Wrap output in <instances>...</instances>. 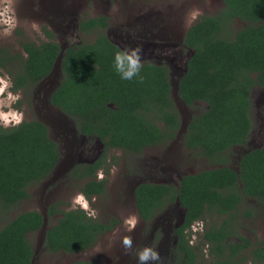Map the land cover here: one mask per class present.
Instances as JSON below:
<instances>
[{
	"label": "trees",
	"instance_id": "obj_1",
	"mask_svg": "<svg viewBox=\"0 0 264 264\" xmlns=\"http://www.w3.org/2000/svg\"><path fill=\"white\" fill-rule=\"evenodd\" d=\"M223 2L221 12L203 17L187 33L185 44L194 54L179 83V97L188 107L206 105L189 122L184 146L219 167L185 176L180 187L145 183L135 192L137 207L146 220L178 201L186 210L183 226L177 230L183 250L181 264H196L199 257L185 241L184 229L207 217L211 223L205 241L213 254L208 264L264 262V244H254L242 235L234 214L248 199L264 205V146L248 150L238 170L229 165L231 151L246 147L250 139L253 91L264 88V0ZM236 19L246 27L235 31ZM107 26L105 18L83 22V31L102 30L97 41L64 52L56 43L38 45L27 40L21 43L26 57L1 50L0 65L10 67L13 91L30 94L53 73L63 55V78L50 102L76 121L81 134L98 137L106 150L132 153L174 142L183 120L173 98L170 71L143 64L142 83L121 80L112 66L120 48L104 34ZM61 158L59 145L42 121H23L7 128L0 125V206L9 210L29 199L28 188L47 180ZM105 163L75 169L79 178L88 180L82 190L88 200L106 194L107 180L93 178ZM61 205L52 204L47 211L48 219L60 216L45 235L49 253L85 252L119 224L116 219L101 222L81 208L64 211ZM219 217H224L222 222ZM45 222L43 214L32 211L0 229V264H33L35 250L28 236L41 231Z\"/></svg>",
	"mask_w": 264,
	"mask_h": 264
},
{
	"label": "rangeland",
	"instance_id": "obj_2",
	"mask_svg": "<svg viewBox=\"0 0 264 264\" xmlns=\"http://www.w3.org/2000/svg\"><path fill=\"white\" fill-rule=\"evenodd\" d=\"M222 7L220 0H0V13H7L16 22L8 34L4 32L6 26L0 25V51L7 50L10 55H24L21 43L27 39L38 43L45 40L42 32L44 27L54 32L63 51L69 46L93 42L97 36L81 34L80 21L104 15L110 17L111 27L108 33L115 43L123 49L140 46L143 63L151 62L169 67L173 98L183 120L182 129L171 144L152 147L139 154L110 151L108 157L112 159V166L110 174L106 175V194L102 198L87 199V213L104 223L117 218L121 224L115 231L104 235L94 248L82 253H49L44 247L45 235L60 216L48 219V208L55 203H62L60 209L64 211L81 208L73 206L72 201L82 192L85 183L78 182L69 174L76 165L97 159L102 153L103 144L97 139L85 141L77 133L75 121L50 102L63 78V56L59 57L53 73L27 96L23 91H13L10 67L0 65V78L11 81L12 86L8 91L20 97L11 107L23 114V121L40 120L46 124L62 155L60 164L47 180L28 188L29 199L19 202L9 210L0 206V229L23 213L38 211L44 215V228L28 236L35 250L33 264H138L136 253L139 250L151 247L159 251L152 240L150 241L151 233L157 226H167L169 220L173 219L175 223L180 219L179 210L176 212V209L181 208V205L177 202L152 222L146 223L138 216L134 192L137 186L146 182L180 187V182L185 176L219 167L207 159L198 157L195 151L184 146L183 136L189 122L196 113L206 108V105L199 103L193 108L188 107L179 97V83L191 58V51L183 45L187 30L196 24L200 17L213 15ZM193 11L199 13L195 19L190 15ZM245 27L243 22L235 23L236 31ZM167 42L173 45L161 46ZM3 111L8 109L4 108ZM251 118L253 129L247 146L236 147L229 154V165L235 170H238L240 160L248 150L264 146V88H256L253 91ZM252 209H257L256 204L246 202L237 213L240 233L255 244H264V212L258 210L257 213L255 210L256 215L252 220L241 219L246 211ZM132 215L137 218L135 230H129L124 223ZM205 221L210 222L208 217ZM201 233V228L196 225L192 233L196 243L200 242ZM125 237L131 238V249L124 247ZM166 247V242L160 247L162 253H158L163 261L160 260L159 264H174L172 252L167 251ZM206 262L202 261L201 264Z\"/></svg>",
	"mask_w": 264,
	"mask_h": 264
},
{
	"label": "flooded vegetation",
	"instance_id": "obj_3",
	"mask_svg": "<svg viewBox=\"0 0 264 264\" xmlns=\"http://www.w3.org/2000/svg\"><path fill=\"white\" fill-rule=\"evenodd\" d=\"M221 2H222V4H223V7H222V9L221 10H219L218 12H216L215 14H213V15H216L217 13H219V12H221L224 8H225V4H224V2H223V0H220ZM213 15H205V16H213ZM205 16H202V17H200L199 18V20L196 22V24H194L192 27H194L195 25H197L200 21H201V19L203 18V17H205ZM100 18H105L106 20H107V23H108V26L103 30V32H104V34L107 36V38L113 43V44H115L116 46H118L120 49H123L119 44H117V43H115L111 38H110V36H109V33H108V30H109V28L111 27V18L110 17H108V16H100V17H95V18H88V19H85V20H83V21H80V25H79V31L81 32V34H84V35H86V36H91V35H94L95 37H96V39L93 41V42H88V43H84V44H94L96 41H97V39H98V36H99V32H101L102 30L101 29H96V28H93V29H89L88 31H83L82 29H81V24L83 23V22H85V21H89V20H92V19H100ZM243 22V21H241V20H239V19H236L235 20V22H234V24H233V28H234V30H235V23L236 22ZM244 23V22H243ZM192 27H190L188 30H187V32H186V34H185V36H184V38H183V45H184V47L186 48V49H188V50H190L191 51V56H193V54H194V50L193 49H191L189 46H187L186 44H185V39H186V36H187V33L189 32V30L192 28ZM236 31V30H235ZM43 34H44V37H45V40H42L41 42H34V41H32V40H28L27 39V41H29V42H32V43H36V44H38V45H41V43H50V42H52V43H56V44H58V45H60L57 41H56V37H55V34H54V32H52L51 30H49V28L48 27H44L43 28ZM161 33V32H160ZM52 35V36H51ZM81 45H83V43H81V44H78V45H73V46H69L68 47V49L69 48H72V47H78V46H81ZM173 44H170L169 42H167L165 45H161V46H163V47H171ZM61 46V45H60ZM61 49H62V51H63V48L61 47ZM67 50V49H66ZM64 52V51H63ZM23 54L24 55H26L25 54V52H23ZM64 54V53H63ZM63 56V55H62ZM143 64H154V63H151V62H144ZM154 65H157V66H163V67H166L168 70H169V67L168 66H166V65H161V64H154ZM170 71V70H169ZM186 71H187V66H186ZM186 73V72H185ZM58 109V108H57ZM66 115V114H65ZM69 117V116H68ZM74 120V119H73ZM75 121V120H74ZM75 123H76V121H75ZM76 128H77V123H76ZM77 133L80 135V137H82L85 141H89L90 139H97L99 142H101L102 144H103V150H102V153L100 154V156L97 158V159H95L93 162H89V163H80V164H78V165H76L72 170H71V172H70V174H69V176L71 177V178H73V179H75V180H77L78 182H82V183H87V179H81V178H79L78 177V175H77V173L75 172V169H79L80 171H82V169H83V167H87V166H89V165H100L101 164V162L102 161H104V162H106L104 165H103V167H101V168H99L97 171H96V173H95V176L93 177L94 179H96L97 181H103V180H106V175H109L110 174V170H111V166H112V159H110L108 156H109V153H110V151L111 150H119V151H126V150H124V149H114V148H109V149H105V145H104V143L98 138V137H93V136H90V137H88V136H86V135H84V134H81L80 132H79V130H78V128H77ZM171 144V143H170ZM159 146H164V145H159ZM157 147V146H156ZM149 148H152V147H147V148H145L144 150H146V149H149ZM262 148V147H261ZM143 150V151H144ZM127 152V151H126ZM139 154V153H138ZM60 164V163H59ZM103 174V178L101 179L100 178V174ZM146 183H148V182H146ZM107 184H108V181H107ZM107 184H106V190H107ZM142 184H145V183H142ZM155 185H167V184H155ZM169 186H171V185H169ZM138 187V186H137ZM137 187H136V189H137ZM136 189H135V192H136ZM135 192H134V202H135V205H136V209H137V213H138V216H139V218L142 220V221H144V222H146V223H150V222H152L156 217H158L162 212H164V211H166L169 207H171L172 205H175V204H169V205H167V207L166 208H164L163 210H161V211H157L156 212V214L154 215V216H152L151 217V219H149V220H146V219H144V218H142L141 217V214H140V212H139V209H138V207H137V203H136V194H135ZM82 193V192H81ZM85 196V195H84ZM103 196H93L92 197V199H98V198H102ZM87 199V198H86ZM247 202H254L255 204H256V207H257V209H252V210H248V211H246L243 215H242V217H241V219L242 218H247V220H252V218H254L255 217V215H256V211H257V213H258V210H262V212H264V205H261L257 200H255V199H248V201ZM178 203H179V201H178ZM180 204V203H179ZM245 204V203H244ZM243 204V205H244ZM181 205V204H180ZM171 209V208H170ZM178 210H179V216H180V219H178L175 223H173V219L172 220H169V223H168V225L167 226H162V227H159V226H157L156 227V230L154 231V232H152L151 233V238L152 239H150V241L152 240V243L154 244V245H156L157 246V250H159L158 252L159 253H162V249H160V247L162 246V244L163 243H165L166 242V245H167V247H166V249H167V251L169 250L170 251V253H171V256L173 257V263L174 264H181L180 263V258H181V254L183 253V250H182V248L179 246V244H180V236H179V234L177 233V230H179L182 226H183V223H184V218H185V214H186V210L185 209H183L182 208V206H181V208H177L176 209V212H178ZM256 210V211H255ZM239 211H236V212H234V214H235V217L237 218L238 217V215H237V213H238ZM248 212H250V217H249V213ZM183 215V216H182ZM91 216V215H90ZM181 216H182V220H181ZM93 217V216H92ZM220 218V222H222L223 221V219H224V217H219ZM96 219V218H95ZM114 219H116L118 222H119V224H118V226H116L112 231H110L109 233H112L113 231H115V229L116 228H118L119 226H120V224H121V221L120 220H118L117 218H113V219H111L109 222H111L112 220H114ZM238 219V218H237ZM210 220V219H209ZM109 222H107V223H109ZM199 223H202L203 224V229L201 230V237H200V242L199 243H196L195 241L193 242V231H194V229L196 228V225H198L199 227H200V224ZM210 223L211 222H209V223H207L205 220H201V221H198V222H195L190 228H185L184 229V231H183V234H184V237H185V241H187L188 242V246L191 248V249H193L197 254H198V259L196 260V264H201V262L202 261H205L206 262V260L205 259H207V261L208 262H206V264H208V263H210L212 260H213V254H212V252H211V248H212V246L209 244V243H207V241H205V236H206V231H207V228H208V225H210ZM239 226L240 225H238V228H239ZM157 228H159V229H157ZM136 228H134V229H132V230H135ZM109 233H107V234H109ZM104 237V236H103ZM156 242V243H155ZM203 242H205V243H203ZM255 244V243H254ZM159 246V247H158ZM171 247V248H170ZM170 248V249H169ZM199 249H201V251L202 252H200V250ZM79 254V253H78ZM175 255H176V257H175ZM203 257V258H202ZM161 260V259H160ZM161 261H163V260H161ZM247 264H253L252 262H250V263H247ZM262 264H264V262L262 263Z\"/></svg>",
	"mask_w": 264,
	"mask_h": 264
},
{
	"label": "clouds",
	"instance_id": "obj_4",
	"mask_svg": "<svg viewBox=\"0 0 264 264\" xmlns=\"http://www.w3.org/2000/svg\"><path fill=\"white\" fill-rule=\"evenodd\" d=\"M198 11H193L190 15L191 18L195 19L198 15ZM15 19L8 15L7 13H0V25L6 26L4 28L5 34H8L12 28L15 27ZM113 68L115 73L124 81L136 80L139 83L143 82V76L141 75V70L143 68L142 59V48L137 46L135 48L127 47L124 49L117 50L113 57ZM11 81L6 78H0V124L7 128L11 126H18L23 121V114L14 110L11 107L12 103H15L20 99L18 95H14L8 89L11 87ZM7 95L5 96V93ZM8 101L10 103H5ZM7 108L8 111H3ZM100 178H103V174H100ZM73 206H80L86 212L89 209L88 201L83 193L77 194L73 198ZM94 215V213H91ZM125 225L132 230L136 227L137 218L135 215L129 216L125 221ZM201 230L203 229V224H200ZM195 239V238H194ZM194 242V240H193ZM123 245L126 249L132 248L131 238L125 237L123 239ZM136 258L138 264H159L160 256L159 253L151 247H144L136 253Z\"/></svg>",
	"mask_w": 264,
	"mask_h": 264
},
{
	"label": "water",
	"instance_id": "obj_5",
	"mask_svg": "<svg viewBox=\"0 0 264 264\" xmlns=\"http://www.w3.org/2000/svg\"><path fill=\"white\" fill-rule=\"evenodd\" d=\"M46 223V222H45ZM45 226V225H44ZM44 228V227H43Z\"/></svg>",
	"mask_w": 264,
	"mask_h": 264
}]
</instances>
